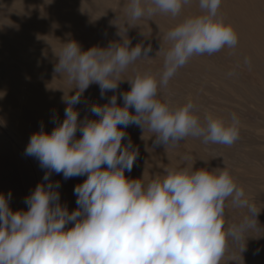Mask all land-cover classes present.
<instances>
[{
    "label": "clouds",
    "instance_id": "clouds-1",
    "mask_svg": "<svg viewBox=\"0 0 264 264\" xmlns=\"http://www.w3.org/2000/svg\"><path fill=\"white\" fill-rule=\"evenodd\" d=\"M192 2L128 0L127 11L132 22L156 13L176 17ZM221 4L222 0H198L204 14L186 18L166 34L172 46L159 79L138 73L128 81L131 90L121 93L122 107L116 95L107 104L92 105L91 112L99 119L81 121L73 106L91 84L99 85L101 97L117 89L121 74L138 59L150 58L152 48L130 47L127 29L123 36L118 33L122 43L107 48L82 51L74 40L63 44L54 71L66 73L78 91L64 97L68 107L62 123L50 134L41 125V131L30 137L25 153L47 170L43 177L47 183L38 184L25 198L28 210L13 212L11 192L0 194V264H220L229 238L238 241L257 226L246 218L240 225L225 227L229 201L233 207L248 208L256 222L259 213L226 167L169 169L146 184L143 177L125 176L139 155L124 130L130 125L143 133L147 127L154 133V145L165 148L189 136L228 146L239 139L235 114L230 122L209 115L202 123L191 99L179 107L158 99L191 57L237 46L238 33L220 17ZM53 173L64 179L87 177L74 189L76 210L69 212L60 203V182L50 180Z\"/></svg>",
    "mask_w": 264,
    "mask_h": 264
},
{
    "label": "bare ground",
    "instance_id": "bare-ground-1",
    "mask_svg": "<svg viewBox=\"0 0 264 264\" xmlns=\"http://www.w3.org/2000/svg\"><path fill=\"white\" fill-rule=\"evenodd\" d=\"M53 1L0 0V194L7 196L11 192L9 207L13 212L27 211L25 198L38 184L47 183L43 180L47 170L41 168L36 157L25 153L30 137L41 131V125L43 131L50 134L62 123L68 107L64 97L67 99L78 91L66 73L54 71L63 44L74 40L82 51L94 46L107 48L110 43H122L118 33L123 36L127 29L130 47L141 44L144 48L151 46L152 51L148 53L150 58H141L129 65L120 79L124 85L130 84L128 81L138 73L153 74L159 79L165 54L172 46L166 34L186 18L204 14L198 0H193L176 17L156 13L151 18L132 22L127 11L128 0H64L58 8L52 5ZM219 14L238 33L237 46L225 47L213 55L191 57L177 70L167 87H186L191 82L200 81L198 86L214 93L251 88L260 96L263 108L256 112L264 119V0H222ZM75 36L85 38L75 40ZM253 71L258 75L254 76ZM129 87L121 86L116 93L128 92ZM92 88L90 85L80 102L73 106L81 121L99 119L91 112L92 105L98 104ZM186 92L187 99L196 96L193 87ZM117 104L123 106L122 97ZM129 110L135 114L133 108ZM240 122L244 123L243 120ZM145 129L149 131L147 127ZM124 130L132 144L131 133L142 134L136 125ZM81 135L78 131L76 138ZM189 137L185 138L187 143ZM127 142L126 137L122 143ZM163 150L155 149L153 153L160 156ZM133 173L141 176L144 171L134 170ZM125 176H129L127 171ZM86 178L64 179L62 174L51 175L52 182H60L57 189L60 203L66 205L69 212L78 207L74 189Z\"/></svg>",
    "mask_w": 264,
    "mask_h": 264
},
{
    "label": "rangeland",
    "instance_id": "rangeland-1",
    "mask_svg": "<svg viewBox=\"0 0 264 264\" xmlns=\"http://www.w3.org/2000/svg\"><path fill=\"white\" fill-rule=\"evenodd\" d=\"M32 1L37 2V0ZM63 1L54 0L52 5L54 4L58 8ZM84 38L75 36V40H84ZM253 75L257 76V71H253ZM199 83L200 81L191 82L186 87H166L160 90L158 99L161 102L170 100L173 107L176 104L182 106L189 100L186 90L190 91V87H193L196 96L191 100L196 105L195 114L198 115L201 122L205 123V118L209 115L214 118L221 117L225 122H230L232 115L235 114L239 120L244 122L241 123V121L239 125V139L228 146L206 144L202 138L190 136L188 143L184 139L176 145H169L165 148L164 145H154V134L146 129L143 133V130L138 127L142 134L136 132L135 134L131 133L130 136L134 139V146L139 149V155L132 170L130 172L126 170L128 178L141 179L143 177V182L146 184L158 177L162 178L169 169L193 167V170L206 168L211 171L226 167L234 177L236 184L244 189L249 203L255 206L259 213L256 215V222L250 218L248 208L233 207L230 201L226 203L224 218L226 228L240 225L245 222L246 218H249L250 222L257 226L244 232L238 241L229 238L220 264H264V119L256 112L262 110L263 104L259 101V94L251 88H236L229 93H221L220 90V93H214L198 86ZM91 85L99 105L107 104L113 95L117 96V100L121 98V94L116 93L121 90L118 89L119 87L130 88V84L124 85L122 81L117 89L108 90L105 96L101 97L99 85L95 83ZM159 148H163L164 153L155 156L153 152ZM140 169L144 171L143 175L136 176L133 171Z\"/></svg>",
    "mask_w": 264,
    "mask_h": 264
}]
</instances>
